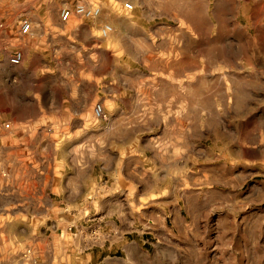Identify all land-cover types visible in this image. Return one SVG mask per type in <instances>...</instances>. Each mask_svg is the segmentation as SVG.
Masks as SVG:
<instances>
[{
	"label": "crops",
	"instance_id": "1",
	"mask_svg": "<svg viewBox=\"0 0 264 264\" xmlns=\"http://www.w3.org/2000/svg\"><path fill=\"white\" fill-rule=\"evenodd\" d=\"M47 1L0 0V86H14L16 98L0 119V148L14 162L10 181L19 197L11 210L57 215L65 234L72 225L80 232L97 226L112 239L114 220L135 212L132 197L145 186L144 174L181 152L182 118L198 125L192 117H204L214 137L239 147L241 138L228 137L221 124L227 117L239 123L254 100L239 102L238 94L217 92L216 80H198V37L214 0H93L99 18L68 23L59 17L62 0L52 12ZM20 20L31 23L24 38ZM105 25L113 30L102 37ZM2 45L23 51L20 66L9 63ZM97 104L108 122L95 119ZM3 121L12 130L4 131ZM155 189L156 196L158 183ZM108 250L99 249L102 264L111 261Z\"/></svg>",
	"mask_w": 264,
	"mask_h": 264
},
{
	"label": "rangeland",
	"instance_id": "2",
	"mask_svg": "<svg viewBox=\"0 0 264 264\" xmlns=\"http://www.w3.org/2000/svg\"><path fill=\"white\" fill-rule=\"evenodd\" d=\"M47 4L48 12L57 9L55 0ZM202 28L198 80H216L217 92L238 94L239 102L254 100L239 123L227 117L221 124L228 137L241 138L239 147L214 137L204 117H192L198 125L182 118L180 156L144 174L145 186L132 197L135 212L114 220L112 239L97 226L80 232L72 225L65 234L57 215L13 212L14 162L0 148L10 174L0 177V264H102V248H109V264H264V0H214ZM13 88L0 86L3 114L15 103ZM126 201L119 198L124 209Z\"/></svg>",
	"mask_w": 264,
	"mask_h": 264
},
{
	"label": "built area",
	"instance_id": "3",
	"mask_svg": "<svg viewBox=\"0 0 264 264\" xmlns=\"http://www.w3.org/2000/svg\"><path fill=\"white\" fill-rule=\"evenodd\" d=\"M59 17L63 23H68L74 18L93 21L99 18L101 14V8L98 4L94 3L93 0H62L59 3ZM133 5L131 3L125 4L126 10H132ZM19 34L20 37L24 38L31 32V23L26 20L19 21ZM6 24L3 19H0V30H5ZM113 28L110 25H105L101 29V36L107 37ZM1 51L4 54H8V61L13 66H20L24 60L23 51L20 48H12L10 45H2ZM3 116V112L0 107V119ZM95 119L108 122L109 117L105 113L103 106L97 104L94 108ZM1 127L4 131L9 132L12 130V124L10 121H3ZM9 172L4 166V163L0 160V177L2 179L9 178Z\"/></svg>",
	"mask_w": 264,
	"mask_h": 264
}]
</instances>
